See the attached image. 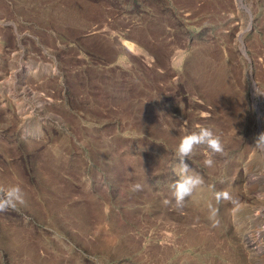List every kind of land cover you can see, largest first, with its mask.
I'll list each match as a JSON object with an SVG mask.
<instances>
[{"label":"rangeland","instance_id":"374dc122","mask_svg":"<svg viewBox=\"0 0 264 264\" xmlns=\"http://www.w3.org/2000/svg\"><path fill=\"white\" fill-rule=\"evenodd\" d=\"M261 134L264 0H0V264H264Z\"/></svg>","mask_w":264,"mask_h":264},{"label":"clouds","instance_id":"9594fccd","mask_svg":"<svg viewBox=\"0 0 264 264\" xmlns=\"http://www.w3.org/2000/svg\"><path fill=\"white\" fill-rule=\"evenodd\" d=\"M260 138L261 140H264V134H261ZM200 144H206L207 148L210 149L212 153H223L224 150L220 138L208 127H200L199 134L194 132L190 135L181 137L176 152L181 160L180 169L182 173L188 171V165L184 163L183 158L189 156L193 152L194 146ZM204 164L211 167L213 165V160L208 158L204 161ZM200 183H203V180L200 177L193 179L191 176L183 175L178 181H175L172 186L175 188L173 195L177 202L176 205L182 207L184 198L192 193L193 187L196 184ZM133 187L138 189L140 185H134ZM0 193H3V195H0V212L6 211L8 208L14 209L18 203H25V194L18 185L11 186L7 190L0 189ZM215 198L217 201H220L221 199H232L227 191L216 192ZM233 202L235 203V201ZM209 209L210 218L215 217L218 210L211 204H209Z\"/></svg>","mask_w":264,"mask_h":264}]
</instances>
